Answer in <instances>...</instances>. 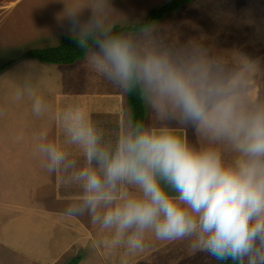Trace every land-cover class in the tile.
Here are the masks:
<instances>
[{"label": "clouds", "instance_id": "1", "mask_svg": "<svg viewBox=\"0 0 264 264\" xmlns=\"http://www.w3.org/2000/svg\"><path fill=\"white\" fill-rule=\"evenodd\" d=\"M65 21L86 68L121 92H138L159 126L137 122L105 148L82 107L66 113L70 141L82 147L88 166L75 174L81 199L64 215L87 211L111 234L105 246L132 255L145 251L151 235L187 242L192 254L217 264H264V103L246 99L264 60L237 52L236 67L227 69L203 44L176 49L157 42L153 23L114 33L98 16L82 21L76 7H66ZM42 108L36 98L33 113ZM173 124L190 128L207 146H194ZM224 144L230 161L216 147ZM40 151L49 174L65 162L55 144ZM122 184L131 190L122 192Z\"/></svg>", "mask_w": 264, "mask_h": 264}, {"label": "rangeland", "instance_id": "2", "mask_svg": "<svg viewBox=\"0 0 264 264\" xmlns=\"http://www.w3.org/2000/svg\"><path fill=\"white\" fill-rule=\"evenodd\" d=\"M169 1L0 0V65L16 60L0 73L1 204L31 206L40 203L45 192L60 196L63 191L64 194L66 180L79 184L75 180L77 168L72 156L76 152L72 149L65 120L69 111L82 107L90 115L105 148L114 147L117 139L133 126L127 93L102 80L86 68L84 62L55 65L22 59L23 54L31 49L55 46L63 35H68L67 22L61 24L66 7L78 8L82 21L95 15L104 24L114 27L140 22L154 8ZM153 24L156 25L152 35L157 42L176 49L203 44L209 55L222 59L227 69L236 67L237 52L264 60V0H195ZM29 61L34 63H25ZM36 98L43 104L39 115L33 113ZM246 99L252 105L264 103V64L249 80ZM151 113L147 107V125L159 126L155 114ZM188 140L196 147L207 146L194 133ZM45 143L63 150L71 163L65 161L57 171L49 174L47 156L40 151ZM216 147L224 158L227 152H232L226 144ZM81 154L84 156L83 151ZM81 165L83 162L77 167ZM1 214L9 217L5 211H0ZM14 224L10 218L0 224V264H18L29 258L28 253L17 250L19 244L26 246V242L20 240V229L16 226L14 234H9ZM180 245L177 241L165 248L174 255ZM50 246L48 252L54 254L58 241ZM177 258L178 264H217L204 253L192 254L188 245ZM52 261L34 260L32 264H52ZM160 263L162 261L158 260Z\"/></svg>", "mask_w": 264, "mask_h": 264}, {"label": "crops", "instance_id": "3", "mask_svg": "<svg viewBox=\"0 0 264 264\" xmlns=\"http://www.w3.org/2000/svg\"><path fill=\"white\" fill-rule=\"evenodd\" d=\"M82 62L83 60H80L75 64ZM93 73L92 75L94 76ZM88 79H90V75ZM147 126L150 127L149 125ZM172 127L183 132L188 139L190 134L193 133L190 128H181L175 125ZM7 132L9 133L8 130ZM72 147L74 152H76L72 156L75 158L74 163L77 168L76 172H78L81 168L88 165L81 154L83 151L82 147L80 148V145H78V148H76L75 144ZM232 156V152H227L225 155L226 161H230ZM68 160L69 157L65 159L66 162ZM82 162L83 165L77 167V164ZM91 167H97L95 162H93ZM65 184L64 194L62 193L63 191L60 196L45 192L40 197V203L31 206L16 203L3 205L0 203V211H5L9 214V217L0 215V224L9 218L15 221L13 231L9 234H14L16 226L17 229H20L22 234L20 240L26 242V246L23 247L19 244L17 250L28 253L27 264H32L34 260L46 259H53L52 264H64L76 256H81L79 264H158V260L162 261L160 264H178L177 255L179 252L186 251L187 242L178 241L181 244V248L174 255L172 252L169 254L168 249L165 248L171 243L157 241L151 235L147 239L145 251L136 255L129 254L122 247L113 249L105 246V241H110L111 234L106 230L100 229L99 225H94L87 211L78 217L68 218L64 215L65 211L68 210V205L75 206L76 202L81 199L80 184H74L70 180H66ZM119 187L122 192L131 190L127 185L122 184ZM6 228L8 230V227ZM55 240L58 241V247L56 252L51 254L48 252V248L51 249L53 247V244L51 247L50 243H54ZM22 257L24 258L25 256L23 255ZM26 261L20 260L18 264H26Z\"/></svg>", "mask_w": 264, "mask_h": 264}, {"label": "trees", "instance_id": "4", "mask_svg": "<svg viewBox=\"0 0 264 264\" xmlns=\"http://www.w3.org/2000/svg\"><path fill=\"white\" fill-rule=\"evenodd\" d=\"M195 0H171L161 7L154 8L142 21V23H154L160 21L165 15L178 12ZM138 27V22L132 25L114 26V33H129L133 28ZM36 59L42 63L72 65L83 60L81 50L77 48L72 38L69 35H63L59 43L55 46H46L44 48L31 49L25 52L22 59ZM15 61H8L0 65V73ZM127 102L131 109V122L134 125L137 122H142L147 126V106L144 104L136 91L127 93ZM104 143H107L104 141ZM110 143V142H109ZM81 256H76L66 264H79ZM221 264H232V262H221Z\"/></svg>", "mask_w": 264, "mask_h": 264}]
</instances>
